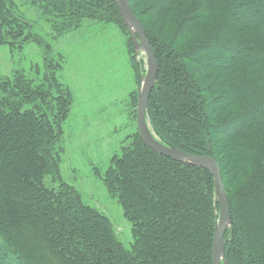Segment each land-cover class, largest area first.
I'll return each instance as SVG.
<instances>
[{"label": "trees", "instance_id": "1", "mask_svg": "<svg viewBox=\"0 0 264 264\" xmlns=\"http://www.w3.org/2000/svg\"><path fill=\"white\" fill-rule=\"evenodd\" d=\"M152 1L167 19L175 0ZM33 3L63 14V29L85 17L123 22L114 0ZM204 4L225 18L191 56L181 48L187 34L172 42L175 48L160 43L132 7L159 64L147 117L163 143L197 155L212 151L232 215L226 258L229 264H264V0ZM238 10L248 18L238 16ZM20 16L11 0H0V43L28 39ZM195 53L204 58H194ZM212 71L230 74L222 79ZM15 79L13 92L0 85V264H214L219 205L209 170L160 155L140 136L125 148L103 181L132 223L134 240L128 247L111 219L61 175L68 91L53 84L54 96L49 87H35L21 74ZM170 86L181 88L177 97ZM224 136L236 141L234 167L244 179L235 196L229 195L216 150L226 142ZM172 169L180 175L172 177Z\"/></svg>", "mask_w": 264, "mask_h": 264}, {"label": "rangeland", "instance_id": "2", "mask_svg": "<svg viewBox=\"0 0 264 264\" xmlns=\"http://www.w3.org/2000/svg\"><path fill=\"white\" fill-rule=\"evenodd\" d=\"M130 1L158 42L174 47L172 42L187 34L181 48L190 56L193 47L211 36L219 20L225 18L221 10L206 9L205 0H175L167 19L156 13L152 0ZM11 2L19 10L28 39L0 43V85L6 84L13 92L15 78L21 74L35 87H49L54 96L57 91L53 84L68 91L70 111L61 127V175L82 194L84 201L111 219L119 239L131 247L132 223L116 197L110 195L103 178L111 163L123 156L124 149L140 136L137 106L147 73L146 55L135 51L127 28L117 19L85 17L70 29H63L64 15L54 7L47 9L33 0ZM237 13L248 18L242 10ZM210 45L218 47L214 41ZM228 56L229 53L223 54L221 62L226 63ZM193 57L204 58L200 53ZM190 67L196 66L192 63ZM212 73L222 79L230 74ZM180 91V87L170 86L171 95L177 97ZM222 138L226 142L220 143L216 150L223 162L229 195L235 196L244 181L236 175L234 167L232 147L236 141ZM176 175L180 173L172 169L171 176ZM164 180L169 178L164 175ZM199 234L200 230L196 235Z\"/></svg>", "mask_w": 264, "mask_h": 264}, {"label": "water", "instance_id": "3", "mask_svg": "<svg viewBox=\"0 0 264 264\" xmlns=\"http://www.w3.org/2000/svg\"><path fill=\"white\" fill-rule=\"evenodd\" d=\"M123 22L130 33L135 51L144 52L147 58V73L141 85L137 106V128L143 142L160 155L172 158L179 162L198 165L209 170L215 182L216 202L219 205V219L216 221L213 240L214 264H229L226 258V233L232 223L229 199L222 180L219 165L212 151L208 155H197L163 143L152 130L147 110L149 98L156 86L159 64L154 50L144 32L143 26L133 11L128 0H114Z\"/></svg>", "mask_w": 264, "mask_h": 264}]
</instances>
